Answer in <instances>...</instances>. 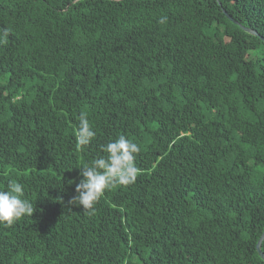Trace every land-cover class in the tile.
I'll use <instances>...</instances> for the list:
<instances>
[{
    "label": "trees",
    "instance_id": "trees-1",
    "mask_svg": "<svg viewBox=\"0 0 264 264\" xmlns=\"http://www.w3.org/2000/svg\"><path fill=\"white\" fill-rule=\"evenodd\" d=\"M261 36L264 0H0V189L35 205L0 264H264ZM120 135L136 179L89 214L67 181Z\"/></svg>",
    "mask_w": 264,
    "mask_h": 264
},
{
    "label": "clouds",
    "instance_id": "clouds-1",
    "mask_svg": "<svg viewBox=\"0 0 264 264\" xmlns=\"http://www.w3.org/2000/svg\"><path fill=\"white\" fill-rule=\"evenodd\" d=\"M167 17H160L158 23H166ZM7 36V30L4 34ZM78 147L88 145L96 136V131L90 123L87 113L79 114V124L75 130ZM104 156L95 158L79 167L81 168L79 182L68 180L69 185L75 184V193L70 203L82 205L89 214L94 211L95 204L103 197L106 190L114 185L133 183L137 175L135 156L140 152L137 143L124 135L101 146ZM35 211L34 202L25 198L24 186L9 180L6 187L0 189V224L12 225L22 217L31 216Z\"/></svg>",
    "mask_w": 264,
    "mask_h": 264
},
{
    "label": "water",
    "instance_id": "water-1",
    "mask_svg": "<svg viewBox=\"0 0 264 264\" xmlns=\"http://www.w3.org/2000/svg\"><path fill=\"white\" fill-rule=\"evenodd\" d=\"M227 16H228V15H227ZM244 28H245L247 31H249V32H251V33L257 35V32H256L255 30H253V29H251V28H248V27H244ZM261 38H262V40L264 41V37L261 36ZM263 238H264V230H263V232H262V234H261V236H260V238H259V240H258V242H257V244H256L257 251L259 252L260 256L264 258V253L261 251V242H262V239H263Z\"/></svg>",
    "mask_w": 264,
    "mask_h": 264
}]
</instances>
